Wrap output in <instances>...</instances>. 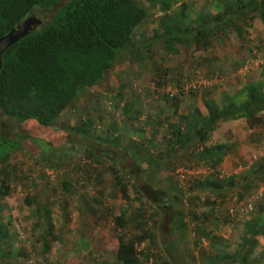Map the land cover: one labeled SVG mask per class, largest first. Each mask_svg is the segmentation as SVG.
Instances as JSON below:
<instances>
[{
	"label": "rangeland",
	"instance_id": "obj_1",
	"mask_svg": "<svg viewBox=\"0 0 264 264\" xmlns=\"http://www.w3.org/2000/svg\"><path fill=\"white\" fill-rule=\"evenodd\" d=\"M66 1L62 0L59 7ZM137 1L150 7L145 0ZM207 1L184 0L190 3L193 15L203 12ZM149 14L135 30L132 47L114 61L99 85L82 93L75 110H66L52 127L44 128L34 121H2L0 157L9 154L0 162V221L8 225L14 248L26 253L27 257L20 254L16 261L1 259L0 264H115L118 233L114 219L122 211L127 217L136 219L143 212L148 216L146 228L152 231L155 242L142 243L140 250L149 257V263L160 248L175 240L170 230L173 211L168 201H162V190L174 185L181 188L187 198L188 186L196 178L202 179L206 172L185 152L165 156L164 138L170 136L171 129L167 125L165 130L164 121L158 125L157 120L167 119L166 124L173 126L180 115H186L193 108L205 113L202 94L206 89H215L213 97L217 100L220 94L232 93L247 81L264 79L260 74L264 68V25L259 18L254 19L246 31L244 44L228 32L221 43L215 42L207 52L176 46V53L166 54L160 44L150 43L161 14L157 7ZM49 16L51 13L44 19ZM197 75L209 85H200L196 93L193 92L194 97L183 92L179 84L195 80ZM166 95L179 101L169 104L164 100ZM134 100L143 111L141 119L137 121L138 126H130V133L121 135L120 141L122 144L131 140L140 143L155 135L153 146L156 147L144 143L145 147L140 148L143 152L136 154V161L129 156L133 152L129 149L95 146L93 140L71 129L89 127L82 123L91 121L96 135L110 126L121 127L124 125V103ZM164 104L165 108L160 110ZM176 104L175 110L173 105ZM262 120L253 128L243 119L220 122L210 134V145L225 144L231 148L219 166L223 176L233 175L239 180L252 165L264 161V113ZM88 152L93 155L90 159ZM114 160L122 171L126 197L114 185L112 175L104 171L97 174L102 168L114 167ZM145 162L158 164L146 175L147 179L142 173ZM63 182L70 187L64 188ZM2 187H8L6 195H2ZM263 191L264 184L259 183L243 200H238L234 192L222 210L213 214L231 220L225 225L219 221L209 226L230 244L229 251L240 242L242 222L254 212ZM184 200L186 203L187 199ZM247 202L253 209L243 214L241 209ZM42 207L51 212L54 225V240L46 259L41 253L39 239L43 229L37 223L38 208L42 211ZM122 233L130 238L133 229L128 227ZM191 239L190 235L189 243ZM83 241L89 245L88 249L81 245ZM261 251L264 253V239L259 238L255 256Z\"/></svg>",
	"mask_w": 264,
	"mask_h": 264
},
{
	"label": "trees",
	"instance_id": "obj_2",
	"mask_svg": "<svg viewBox=\"0 0 264 264\" xmlns=\"http://www.w3.org/2000/svg\"><path fill=\"white\" fill-rule=\"evenodd\" d=\"M61 1L0 0V37L30 16L42 20L36 31L3 54L0 128L4 119L18 123L34 121L49 128L66 110H75L82 93L99 85L114 61L132 47L135 30L149 17L153 7L158 8L161 16L150 43L160 44L166 54L176 53V46L207 52L215 42L221 43L228 32L244 44L246 31L254 19L259 18L264 25V0H209L205 2L206 9L195 15L190 10V3L184 0H145L150 4L148 8L137 0H67L59 7ZM47 13L51 16L45 20ZM260 74L264 76V68ZM193 92L190 95L196 97ZM213 96L215 89H206L202 94L204 115L193 108L186 115H180L177 124H167L171 132L164 138L165 156L185 152L206 172L202 179L196 178L188 186L187 198H184L183 190L174 185L169 190H162V201H168L173 211L170 230L175 240L160 248L149 263V257L140 250L142 243L155 242L152 231L146 228L148 216L140 210L143 214L136 219L127 217L122 211L114 219L118 233L115 264H264L263 251L255 256L259 238L264 239V191L254 212L243 220L240 242L234 250L229 251L230 244L209 227L219 221L223 225L231 222L227 216L217 218L213 215L222 210L231 194L235 192L238 200H243L254 186L264 184V161L252 165L239 180L233 175L226 177L220 173L219 166L231 148L225 144H209L210 134L220 122L243 119L249 128H253L263 121L264 79L247 81L232 93L220 94L217 100ZM164 100L169 104L179 101L168 95ZM173 106L175 110L178 108L177 104ZM132 111L130 104L125 103L124 125L110 126L97 135L92 121L82 123L89 127L83 125L71 129L93 140L95 146L129 149L133 151L129 156L136 161V154L143 152L140 148L145 147L144 143L156 147L153 146L155 135L140 143L134 140L121 143V135L130 133L133 120L138 121ZM162 122L157 120L158 125ZM156 128L153 129L155 133ZM8 154L0 157V162L5 161ZM92 156L91 152L87 153V158ZM114 162V167L102 168L97 174L104 171L112 175L114 185L126 197L127 187L120 175L121 168L118 170L117 161ZM144 166L142 173L147 179L146 175L156 166L150 162H145ZM62 185L70 187L67 182ZM2 189V195H6L8 187ZM184 199H187L186 203ZM37 216V223L43 229L39 236L41 253L46 259L54 240L53 219L46 207H42V211L38 208ZM128 227L133 229L130 238L122 233ZM11 236L8 225L0 221V260L16 261L20 254L27 257L26 253L14 248ZM80 243L86 246L85 249L89 248L86 242Z\"/></svg>",
	"mask_w": 264,
	"mask_h": 264
},
{
	"label": "water",
	"instance_id": "obj_3",
	"mask_svg": "<svg viewBox=\"0 0 264 264\" xmlns=\"http://www.w3.org/2000/svg\"><path fill=\"white\" fill-rule=\"evenodd\" d=\"M41 24V19H38L35 16H30L19 22L15 28L10 30L6 35L0 37V69L4 52L29 33L36 31L37 27L41 26Z\"/></svg>",
	"mask_w": 264,
	"mask_h": 264
},
{
	"label": "built area",
	"instance_id": "obj_4",
	"mask_svg": "<svg viewBox=\"0 0 264 264\" xmlns=\"http://www.w3.org/2000/svg\"><path fill=\"white\" fill-rule=\"evenodd\" d=\"M247 65H249L247 63ZM216 81L217 78H215ZM203 83H208L206 85H209V82H202V78H200L198 75L196 76L195 80H190L189 82H184L183 86H182V91L185 93H190L193 91H197L200 87V85H204ZM253 209L252 204L250 202H247L244 207L241 209V212H243V214H248L251 210Z\"/></svg>",
	"mask_w": 264,
	"mask_h": 264
},
{
	"label": "crops",
	"instance_id": "obj_5",
	"mask_svg": "<svg viewBox=\"0 0 264 264\" xmlns=\"http://www.w3.org/2000/svg\"><path fill=\"white\" fill-rule=\"evenodd\" d=\"M125 103H129L130 104V106L132 107V109H134V111H132L133 112V116H135V117H137L138 119H141V115H142V113H143V111H142V109H141V106L137 103V101L136 100H134V101H131V102H125ZM125 103H124V105H125ZM160 107H162V108H160V110H163L164 108H165V104L164 105H161ZM164 107V108H163ZM136 108V109H135ZM206 113V112H205ZM205 113H203V112H201V114L202 115H204ZM187 114V113H186ZM163 121H164V123H163V126H164V128H165V130H167V124H166V122H167V119H163ZM133 124H134V126H138L137 124H138V122L136 121V120H133V122H132ZM136 165H137V162H136Z\"/></svg>",
	"mask_w": 264,
	"mask_h": 264
}]
</instances>
